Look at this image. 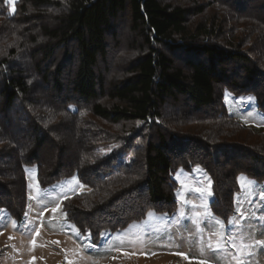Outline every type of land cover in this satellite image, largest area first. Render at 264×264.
I'll return each instance as SVG.
<instances>
[{
	"label": "trees",
	"instance_id": "obj_1",
	"mask_svg": "<svg viewBox=\"0 0 264 264\" xmlns=\"http://www.w3.org/2000/svg\"><path fill=\"white\" fill-rule=\"evenodd\" d=\"M225 90L264 112V0H0V210L22 221L25 166L77 175L62 209L97 244L175 212L173 174L200 166L227 222L237 176L264 182V131Z\"/></svg>",
	"mask_w": 264,
	"mask_h": 264
},
{
	"label": "rangeland",
	"instance_id": "obj_2",
	"mask_svg": "<svg viewBox=\"0 0 264 264\" xmlns=\"http://www.w3.org/2000/svg\"><path fill=\"white\" fill-rule=\"evenodd\" d=\"M16 1L5 0L11 13ZM222 101L228 114L264 131V112L251 95L235 96L225 90ZM25 174L27 215L16 222L0 210V264H264V246L251 254L248 247L256 239L264 241V182L244 174L237 176L240 192L227 222L212 213L206 172L200 166L180 168L172 176L177 183L175 212L148 211L123 229L102 231L97 244L88 233H80L62 209L66 197L88 190L77 175L41 187L35 165L25 166ZM57 205L53 214L50 210ZM214 218L222 221L223 228ZM210 241L220 242V250H210Z\"/></svg>",
	"mask_w": 264,
	"mask_h": 264
},
{
	"label": "snow or ice",
	"instance_id": "obj_3",
	"mask_svg": "<svg viewBox=\"0 0 264 264\" xmlns=\"http://www.w3.org/2000/svg\"><path fill=\"white\" fill-rule=\"evenodd\" d=\"M249 99L251 100L252 98L249 97ZM80 187L83 188L84 185H80ZM209 187H211V181H209ZM200 191H203V189H200ZM209 195H211V192H209ZM59 207H60V205H57L56 208H52L50 211H51L53 214H55V213L57 212V210L59 209ZM46 211H47V210H46ZM26 215H27V213H25V216H26ZM41 215H43V213H41ZM196 215L199 216L200 214L197 213ZM209 215H211V214H209ZM214 219H215V218H214ZM215 223L218 224V225H220L221 228H223L222 221H220L219 219H215ZM231 223H232V221H229V224H231ZM36 235H39V229L36 230ZM77 235H79V233H77ZM102 235H103V234H102ZM54 243H59V242L56 241V242H54ZM258 246H264V241L259 240V239H256V240H254V244H252V245H248L249 250H250V251H249V254H251L252 249H254L255 247H258ZM208 248H209L210 250H212V251H218V250H220V248H221V244H220V242H217L216 244H213V243L210 241L209 244H208ZM200 264H206V262H205V261H200Z\"/></svg>",
	"mask_w": 264,
	"mask_h": 264
}]
</instances>
